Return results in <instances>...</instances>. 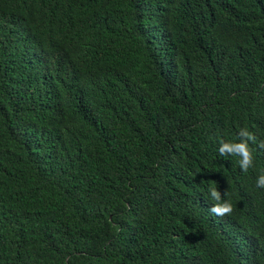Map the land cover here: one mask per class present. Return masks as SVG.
Here are the masks:
<instances>
[{"label": "trees", "instance_id": "16d2710c", "mask_svg": "<svg viewBox=\"0 0 264 264\" xmlns=\"http://www.w3.org/2000/svg\"><path fill=\"white\" fill-rule=\"evenodd\" d=\"M261 141L264 0H0V264H264Z\"/></svg>", "mask_w": 264, "mask_h": 264}, {"label": "clouds", "instance_id": "9594fccd", "mask_svg": "<svg viewBox=\"0 0 264 264\" xmlns=\"http://www.w3.org/2000/svg\"><path fill=\"white\" fill-rule=\"evenodd\" d=\"M240 142H225L223 140L220 141V146L218 149L220 156L226 155H234L239 156L240 159L238 161L239 166L243 172H247L249 168L253 166V154L252 149L249 147V141L256 143V137L251 132L246 129H242L239 132ZM260 148H264V141L259 143ZM256 186L258 188H264V175H260L257 178ZM209 195L211 200L216 203L212 205L209 211L215 216H225L231 215L233 212V206L226 200L222 201V194L218 191L217 188L211 187L209 188ZM227 192L223 193V196H226Z\"/></svg>", "mask_w": 264, "mask_h": 264}]
</instances>
